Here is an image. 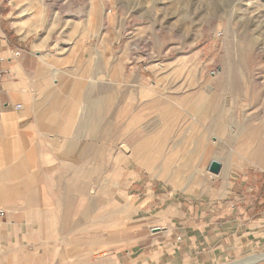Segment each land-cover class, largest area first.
Here are the masks:
<instances>
[{
    "label": "rangeland",
    "instance_id": "1",
    "mask_svg": "<svg viewBox=\"0 0 264 264\" xmlns=\"http://www.w3.org/2000/svg\"><path fill=\"white\" fill-rule=\"evenodd\" d=\"M14 3L18 11L8 20L13 26L24 20L16 30L38 26L30 39L47 36L57 56L69 51L64 43L75 46L69 64L77 89H106L108 106L121 110V126L109 123L106 146L123 164L124 264H151V219L160 204L206 199L223 205L247 189L255 207L264 206V0ZM211 161L221 164L219 174L208 171ZM146 194L158 197L154 210L137 211L134 200ZM115 222V216H93V247L101 243V228L115 242ZM65 243L59 262L47 256L43 264L110 257L97 248L73 255L78 244ZM257 259L232 264H264ZM26 264L40 263L28 258Z\"/></svg>",
    "mask_w": 264,
    "mask_h": 264
},
{
    "label": "crops",
    "instance_id": "2",
    "mask_svg": "<svg viewBox=\"0 0 264 264\" xmlns=\"http://www.w3.org/2000/svg\"><path fill=\"white\" fill-rule=\"evenodd\" d=\"M14 1L20 0H0V264H26L28 258L43 264L47 256L59 262L65 242L78 244L77 256L109 251L105 260L107 253L95 257L97 264H124L123 164L106 146L109 123L121 126V110L108 106L106 89H77L69 64L75 46L64 43L69 51L57 56L47 36L30 39L38 26L16 30L24 20L15 26L8 20L18 11ZM243 192L223 205L206 199L160 204L151 219V264L264 260V206L256 208ZM157 199L146 194L133 204L139 211ZM108 215L118 225L115 242L108 243L101 228V243L93 247V216Z\"/></svg>",
    "mask_w": 264,
    "mask_h": 264
},
{
    "label": "water",
    "instance_id": "3",
    "mask_svg": "<svg viewBox=\"0 0 264 264\" xmlns=\"http://www.w3.org/2000/svg\"><path fill=\"white\" fill-rule=\"evenodd\" d=\"M221 164L216 162V161H211L209 166H208V171L212 174H219V172L221 171Z\"/></svg>",
    "mask_w": 264,
    "mask_h": 264
},
{
    "label": "built area",
    "instance_id": "4",
    "mask_svg": "<svg viewBox=\"0 0 264 264\" xmlns=\"http://www.w3.org/2000/svg\"><path fill=\"white\" fill-rule=\"evenodd\" d=\"M4 75L5 74L3 72H0V84H1V82L3 80ZM20 108H21L20 106H16L15 107V109H17V110L20 109ZM3 109H4V105L0 104V116H1V114L3 112ZM4 217H5V212L2 209H0V219H2Z\"/></svg>",
    "mask_w": 264,
    "mask_h": 264
}]
</instances>
